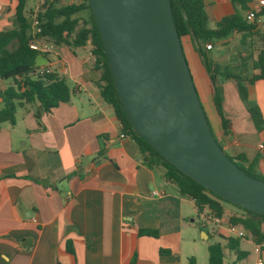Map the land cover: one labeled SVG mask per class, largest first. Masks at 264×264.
<instances>
[{
  "label": "crops",
  "instance_id": "crops-1",
  "mask_svg": "<svg viewBox=\"0 0 264 264\" xmlns=\"http://www.w3.org/2000/svg\"><path fill=\"white\" fill-rule=\"evenodd\" d=\"M72 2L78 0H61ZM205 4L209 28L240 9L231 0ZM13 5V0H0V20L12 17ZM247 7L263 10L254 34L234 31L208 43L211 48H202L208 61L232 74H248L251 51L264 46V0H249ZM182 46L214 137L233 157L243 156L244 167L264 173V142L238 95L236 81L219 77L227 120L224 133L203 56L188 37ZM90 50L88 43L73 49L50 44L36 65L66 78L70 100L44 113L40 121L34 116L35 106H17L14 123H0V264H186L191 256L198 264L209 233L233 236L224 226L212 225L208 231L197 227L192 200L179 196L160 169L143 163L129 136L121 137L120 123L100 95V73L93 68ZM7 83L0 79V91ZM247 96L264 118V79L247 85ZM233 214L244 212L233 208ZM139 229L158 234L140 235ZM241 240L253 244L255 261L259 255L264 264L261 245L249 236ZM240 250L247 253L243 259L250 256ZM238 261L234 256L232 264Z\"/></svg>",
  "mask_w": 264,
  "mask_h": 264
},
{
  "label": "trees",
  "instance_id": "trees-1",
  "mask_svg": "<svg viewBox=\"0 0 264 264\" xmlns=\"http://www.w3.org/2000/svg\"><path fill=\"white\" fill-rule=\"evenodd\" d=\"M170 1L181 43L185 37H188L193 43V48L203 56V64L211 88L212 104L223 132H227V120L222 107L223 98L219 77L233 78L236 81L238 95L244 103L257 133L264 142V118L258 106L247 96V85L264 79V46L251 51L252 64L248 74H232L228 70L222 69L219 65L208 61L202 50L206 44L226 38L234 31L242 34L253 33L258 24L256 18L263 13V10L247 7L249 0H231L233 3H238L240 9H236L233 14L224 17L216 28H209L205 0ZM13 2L12 25L0 30V79L8 82L6 87L0 91L2 101L0 123L13 124L17 106L25 104L35 106L34 116L40 121L44 113H49L60 103L70 100L71 89L66 78L55 72H45L44 69L37 67L36 60L41 53L30 47V41L33 38L54 46L65 45L71 49L82 47L88 43L94 57L93 68L100 73L97 81L100 95L112 107L120 123L121 133L129 136L135 142L143 163L151 169H160L162 178L175 186L179 196L191 199L198 217H202L204 212L208 216L222 217L225 202L244 212L242 215H231L227 217V220L232 224L239 225L255 244L261 245L264 249V227L261 221L264 219V215L235 205L206 189L167 162L135 131L116 93L89 0H78V2L69 4H62L61 0H42L35 13L38 20L36 27L39 32L34 37L31 17L26 12L28 0H13ZM249 10H253L256 17L250 21L242 16V11ZM193 38L197 41L198 48L195 46ZM229 158L238 165L235 160H242L243 156ZM239 167L247 174L259 178L251 166ZM138 233L152 237H156L158 234L157 231L150 229H139ZM208 235L209 237L214 236L212 233ZM217 236L226 240L227 248L235 254L237 260L246 256L247 253L240 250L239 243L247 236L224 237L220 234ZM66 249L72 253L70 242L66 243ZM186 264H196L195 258L189 257ZM206 264H224L223 246L219 241L207 245Z\"/></svg>",
  "mask_w": 264,
  "mask_h": 264
},
{
  "label": "water",
  "instance_id": "water-1",
  "mask_svg": "<svg viewBox=\"0 0 264 264\" xmlns=\"http://www.w3.org/2000/svg\"><path fill=\"white\" fill-rule=\"evenodd\" d=\"M89 5L116 93L135 131L206 189L264 215V180L236 165L212 134L171 1L89 0Z\"/></svg>",
  "mask_w": 264,
  "mask_h": 264
},
{
  "label": "rangeland",
  "instance_id": "rangeland-1",
  "mask_svg": "<svg viewBox=\"0 0 264 264\" xmlns=\"http://www.w3.org/2000/svg\"><path fill=\"white\" fill-rule=\"evenodd\" d=\"M39 6H40L39 0H29L28 4H27V7H26V12H27L28 16H30L32 18L33 15L36 13V10L38 9ZM11 25H12V17L11 16L5 17L4 19L0 20V29L8 28ZM1 107H2V105L0 106V108ZM202 107H203V105H202ZM210 125L212 126L211 122H210ZM224 151H225L226 155H228L229 157L233 158V154L231 152L226 151V150H224ZM235 162L239 166H243L244 165L243 162L240 161V160H235ZM255 172H256L257 177H259L261 179H264V173L263 172H259L257 170ZM224 205L227 206L226 210H224V216L225 217H229L231 215H234L233 214V208H235V207L232 206L231 204L226 203V202L224 203ZM196 219H199V222L196 223V225H197V227H199L201 229H204V230L208 231L210 229V227L212 226V224L210 222H208L206 220L204 221L203 217H201V216H199ZM203 225H204V228H202ZM215 241H219L222 244V246L224 247V249H223L224 254H225V256H224V264H232V261H233L235 255H234L233 252H229L228 249L225 247V244H226L225 240H223L221 237L216 235L214 237H209L204 242H205L206 245H208V244H210L212 242H215ZM253 247L254 246H253V244L250 241L241 240L240 248L243 249V250L248 251L250 256L248 258H246V259L239 260L238 261L239 264H253L254 263V261L256 259V255L253 252ZM206 263H207V248H206V250H204L203 258H199L198 264H206Z\"/></svg>",
  "mask_w": 264,
  "mask_h": 264
},
{
  "label": "built area",
  "instance_id": "built-area-1",
  "mask_svg": "<svg viewBox=\"0 0 264 264\" xmlns=\"http://www.w3.org/2000/svg\"><path fill=\"white\" fill-rule=\"evenodd\" d=\"M39 3H42V0H39ZM261 3H263V1H261ZM245 18L246 20H253L255 19V13L253 10H249L246 11L245 13ZM257 22H258V18H256ZM31 26H32V35L33 37L37 34V32H39V29L36 27L38 24V20L36 18V14L33 15V17L31 18ZM30 47L32 49L38 50L41 54L46 53L49 51L50 49V44L44 42L43 40L37 39V38H33L30 41ZM207 49L211 48V44H206L205 46ZM45 72H49L48 69H44ZM125 136L124 134H121V137ZM259 148L262 147V145L258 146ZM206 212L203 213L202 217L204 220L210 222L213 226L216 227H220V226H224L225 231H227V233H229L231 236L233 237H243L245 235V231L236 224H232L230 223L228 220H224L223 217H219L216 215H210L208 216L207 214H205ZM33 220H35V218H32ZM255 251L257 253H259L260 251V247L257 246L255 247ZM254 264H263L262 258L258 255L257 260L255 261Z\"/></svg>",
  "mask_w": 264,
  "mask_h": 264
}]
</instances>
